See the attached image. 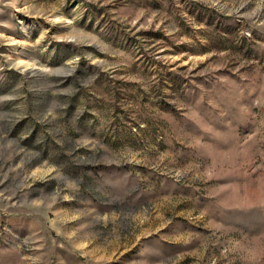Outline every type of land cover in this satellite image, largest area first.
<instances>
[{
    "label": "rangeland",
    "instance_id": "1",
    "mask_svg": "<svg viewBox=\"0 0 264 264\" xmlns=\"http://www.w3.org/2000/svg\"><path fill=\"white\" fill-rule=\"evenodd\" d=\"M0 264H264V0H0Z\"/></svg>",
    "mask_w": 264,
    "mask_h": 264
}]
</instances>
